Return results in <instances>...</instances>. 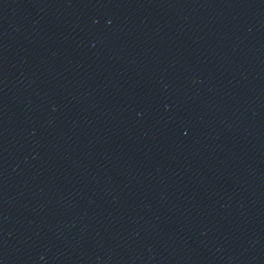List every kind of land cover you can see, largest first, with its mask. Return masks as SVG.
<instances>
[{"label": "water", "instance_id": "1", "mask_svg": "<svg viewBox=\"0 0 264 264\" xmlns=\"http://www.w3.org/2000/svg\"><path fill=\"white\" fill-rule=\"evenodd\" d=\"M0 264H264V0H0Z\"/></svg>", "mask_w": 264, "mask_h": 264}]
</instances>
